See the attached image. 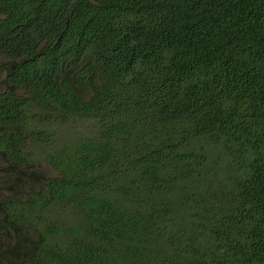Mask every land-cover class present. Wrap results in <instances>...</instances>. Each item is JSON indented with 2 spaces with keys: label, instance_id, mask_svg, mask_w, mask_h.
<instances>
[{
  "label": "trees",
  "instance_id": "1",
  "mask_svg": "<svg viewBox=\"0 0 264 264\" xmlns=\"http://www.w3.org/2000/svg\"><path fill=\"white\" fill-rule=\"evenodd\" d=\"M0 264H264V0H0ZM3 248V249H2Z\"/></svg>",
  "mask_w": 264,
  "mask_h": 264
},
{
  "label": "rangeland",
  "instance_id": "2",
  "mask_svg": "<svg viewBox=\"0 0 264 264\" xmlns=\"http://www.w3.org/2000/svg\"><path fill=\"white\" fill-rule=\"evenodd\" d=\"M2 59V57H0ZM2 85L0 83V90ZM32 172V176H25L24 183L16 188V191L7 189L6 185L0 180V197H7L14 193H17L18 196H24L28 192L39 188L45 182V179L49 176L56 175L57 171L53 169L49 164L41 162L39 165H36L34 168L29 169ZM0 242L3 243L2 247H6L9 244L13 243V237L0 236ZM2 248V249H3Z\"/></svg>",
  "mask_w": 264,
  "mask_h": 264
}]
</instances>
